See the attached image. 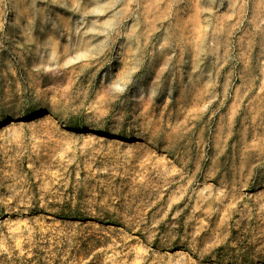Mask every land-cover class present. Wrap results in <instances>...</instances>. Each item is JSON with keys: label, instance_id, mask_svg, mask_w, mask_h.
Wrapping results in <instances>:
<instances>
[{"label": "rangeland", "instance_id": "obj_1", "mask_svg": "<svg viewBox=\"0 0 264 264\" xmlns=\"http://www.w3.org/2000/svg\"><path fill=\"white\" fill-rule=\"evenodd\" d=\"M0 264H264V0H0Z\"/></svg>", "mask_w": 264, "mask_h": 264}, {"label": "bare ground", "instance_id": "obj_2", "mask_svg": "<svg viewBox=\"0 0 264 264\" xmlns=\"http://www.w3.org/2000/svg\"><path fill=\"white\" fill-rule=\"evenodd\" d=\"M29 4H31L34 0H26ZM73 2H77L78 3V0H64V3L66 5H70L71 3Z\"/></svg>", "mask_w": 264, "mask_h": 264}]
</instances>
